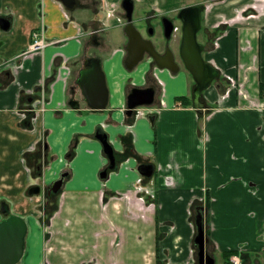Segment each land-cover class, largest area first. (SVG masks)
I'll return each mask as SVG.
<instances>
[{"label": "crops", "instance_id": "crops-1", "mask_svg": "<svg viewBox=\"0 0 264 264\" xmlns=\"http://www.w3.org/2000/svg\"><path fill=\"white\" fill-rule=\"evenodd\" d=\"M77 1L85 5L64 9L59 0H0V17L10 20L7 29L0 26V199L35 227L28 239L27 224L23 264H197L194 221L200 204L206 207L214 264H225L221 252L241 245L243 253L254 255H244V264H264V0H135L141 12L155 7L164 14L206 3L197 41L219 74L201 93L203 107L182 105L177 97L189 98L194 79L146 63L128 71L122 39L102 59L109 90L102 110L90 109L77 89L79 104L70 103L91 32L106 44L102 0ZM117 1L105 0L108 6ZM76 12L90 16L76 19ZM38 28L52 43L26 54ZM156 76L164 103L126 114L131 85L155 83ZM148 112L156 113L152 121ZM98 126L120 162L105 179L99 177L107 157L94 136ZM192 134V143L182 141ZM122 138L132 143L129 156L121 155ZM164 138L173 140L171 146ZM141 163L154 165L151 176L139 174ZM63 172L68 178L58 207L44 225L42 192L28 190H46ZM221 207L226 223L219 227L214 217ZM233 237L238 247L231 246Z\"/></svg>", "mask_w": 264, "mask_h": 264}, {"label": "water", "instance_id": "water-1", "mask_svg": "<svg viewBox=\"0 0 264 264\" xmlns=\"http://www.w3.org/2000/svg\"><path fill=\"white\" fill-rule=\"evenodd\" d=\"M66 7H73L75 0H59ZM124 9L126 10V17L128 19L125 27L126 34L129 38L127 46L128 53L124 63L128 69L132 68L142 57L144 50H147L153 56H157L151 42L143 39L140 32L134 27L131 22L133 1L124 0ZM201 5H189L180 9L179 17L182 20V39L179 54L184 63L186 70L192 75L195 85L192 93L194 97V104L196 107H203V102H198L201 92L208 88L211 82L218 76V70L210 63L206 62L202 56L203 46L197 41V31L201 26ZM164 21L170 22L167 18ZM9 18H0V26L7 29L9 26ZM156 57V58H157ZM158 68H167L173 72L178 70L177 66H172L171 63H162L157 61ZM92 75L89 80L84 82L82 88V95L86 105L91 109L102 110L108 104V88L105 82V75L100 67V62L91 71ZM137 92L144 94L143 99L130 101V97L136 95ZM153 88H133L132 93L128 95L127 108L128 113H132L133 109L138 105L149 104L153 100ZM152 121V118H150ZM95 137L98 139L102 146V152L108 159L107 167L115 169L116 156L114 145L110 142L108 133L101 127L95 132ZM154 170L152 163H142L138 165L137 171L142 176H151ZM105 173V171H104ZM63 174L60 178L53 181L51 186L52 192H57L63 183ZM40 188L35 186L33 190L37 193ZM50 191V192H51ZM0 264H17L25 249V238L27 233V223L25 219L18 214L10 211V206L5 199L0 201ZM197 234L194 238V243L198 248L197 256L199 264H214V259L205 252V244L208 239L205 238L204 229L202 224L201 213L198 212L195 219Z\"/></svg>", "mask_w": 264, "mask_h": 264}, {"label": "flooded vegetation", "instance_id": "flooded-vegetation-1", "mask_svg": "<svg viewBox=\"0 0 264 264\" xmlns=\"http://www.w3.org/2000/svg\"><path fill=\"white\" fill-rule=\"evenodd\" d=\"M123 1L124 0H118L115 3L114 6L112 5L113 6L112 13H114V14L116 12H118L119 14L121 13L120 15L115 14L116 15L115 17H116V20H117L116 21L117 24H119L121 26V28L123 30V33H124V36H125V41H124L123 45L121 46V48H122V52L124 54L123 64L126 67V65L124 63V60H125L126 55L128 53L127 46H128V43H129V38H128V36L126 34V31H125V27L127 25L128 19L126 17V10L124 9L125 7H124V4H123ZM132 1H133V11H132L131 22L134 25V27L140 32L141 37L143 39L149 40L151 42L156 54H159V55H158V57L157 56H153L147 50H144L143 53H142L141 59L132 68H130V69H128L127 67L126 68L128 70H131V69L135 68L136 65H140V64L142 65L144 63H146V66L149 69H151L152 66H153V68L154 67L158 68L157 61H159V62H162V63H171L172 66H174V65L177 66L178 70L175 71V72H173L172 70L167 69V68H165V69H167L169 72H172V73H178L180 71V65L182 64L184 66V63H183V61H182V59L180 57V54H179L180 45H181V39H182V23H183L182 20H181V17H179L180 9H178L175 13H170V15L169 14L168 15L164 14V12H157L156 11L157 8H155V7H151L152 9L149 7L148 8L149 10L147 9L144 12H143V9H141L142 10V15L138 18V20H139V22H141L142 26L140 28H138V27H136V25L133 22V20H134L133 19V15H134V11L136 9H139L138 8L139 6L137 7L135 5V0H132ZM102 3H103V5H102L103 7H105L106 4H107L105 1L102 2ZM78 4L85 5V2H79V1L76 0L74 5L76 6ZM189 5H201L202 6L201 13L206 8V3H203V2L202 3L201 2H197V3L196 2H192V3L186 4L185 6H189ZM62 7L64 9L65 8L68 9V7H66L65 5H62ZM65 14H66V17H68V15H67L68 13L66 11H65ZM0 18H2V17H0ZM165 18H167L170 22L164 21ZM141 28H143L144 31H142ZM198 31H197V33H198ZM35 32H37L38 38L41 39L43 41V43H44V46L42 48H44L48 43H52V42H47V41L44 40V38L40 37V36H42V32H43L42 28H38V30L35 31ZM32 37H33V32H32ZM89 39H90L89 40L90 41L89 50L87 51V53L84 55V57L80 61V66H79V68L77 70L78 73H77V76H76V79H75V85H73L71 87V91H73V94H72V98L70 100V103L71 104L75 103V105L79 104V100L75 99V95H74L76 89L78 91L79 99L86 104V102L84 100V97L82 95V88L80 86L81 85L83 86L84 82L86 80H89L90 76L92 75L91 71L98 64V60L100 62V67H101V69H102V71L104 72V75H105L106 86L108 85V82L106 80L105 70H104L105 67H104V63L102 62V58H101V56L99 54L95 53V51L93 50L94 48L97 49L100 46H102V41L99 40L98 33L96 31L91 32ZM31 44H32V42L29 44L28 50H26V54H29L28 51H32V48H30ZM42 48L33 49V50L36 51V50H40ZM174 49L177 51L176 53L174 52ZM66 62H67V59L62 57V61H61L60 66H61L62 69L65 70V73H67V71H68ZM184 68H185V66H184ZM107 88H108V86H107ZM133 88H141V89L153 88V90H154L153 100H152L151 103L142 104V105H138L137 107H135V109H137V108L139 109L138 110L139 113H140V111L142 112L141 108H143V107H150L152 109L151 106L154 105L156 102H158L157 100H159V104H163L164 103L163 100H162V93H160V95H161L160 98H158V95H157V90L158 89L164 92L163 83H162V81L160 79H158L157 76H156V82L155 83L151 82V81L144 82L143 84H135L134 83L133 85H131L129 90L126 92V95H125V98H124V104L123 105L125 106V112L128 115H133V112H134V111H132V113L130 114L127 111V110H129L127 108L128 95H130L132 93V89ZM143 98H144V94L142 92H137L136 95H133V96L130 97V101H132V100L136 101V100L143 99ZM108 99H109V90H108ZM189 99L191 100V102H193V100H194L193 93H190ZM197 101L198 102L202 101L201 95H200V98L197 99ZM108 103H109V101H108ZM36 105H37V103H36ZM107 106H108V104H107ZM93 110H96V109H93ZM38 111H39V109H38ZM154 114H156V113L155 112H148L147 116L149 115L150 118L153 119L154 118ZM100 127L101 126H98L95 129V132ZM95 132H94V136H95ZM75 145H73V147H70V151L68 152V157H72L74 155V150H75L74 147H75ZM115 156H116V164L118 166V164L120 162H118V159H117L118 153L116 151H115ZM107 165H108V159H107V162L105 163V165L99 171V177H101L103 179H105L107 177L109 171H113L114 170V169H109L107 167ZM104 171H105V173H104ZM61 174L64 175L63 176V183L61 185V189H62L66 178H68V174L66 172H63ZM61 174L58 176V178H60ZM52 183L46 188V190H42V196L44 198L46 196V193L48 195L51 194V193H54V194L57 193V192H52L50 190L51 186H52ZM34 187L35 186H31L30 189L28 190V192L30 194H40L41 190H39V192H37V193H35L33 191L30 192V190H33ZM61 189L59 190V192L61 191ZM1 200L2 199H0V201ZM195 209H196V215H197L198 212L201 213L202 224H203V229H204V223H205V221H204V213L206 211V207L204 205L200 204ZM1 217L2 216L0 215V218ZM195 219H196V216H195ZM195 226H196V224H195ZM207 233L208 232H206L205 229H204L205 238L208 239L206 244H205V252H206V254H208L210 257H212L214 259L212 253L209 250V242H210V240L208 238ZM242 248L243 247L241 245L237 249L238 254L231 255V257L229 259V264L232 262L233 259H236L238 261V264H241V263L244 264V263H246V261L248 262V259H247L248 257L244 258V255L249 256V258L251 260H253L254 255L243 253V249ZM197 251H198V248H197ZM221 256H222V252H221ZM222 258H223V256H222ZM255 259H258V257L255 258ZM197 264H199V263L197 262Z\"/></svg>", "mask_w": 264, "mask_h": 264}, {"label": "rangeland", "instance_id": "rangeland-1", "mask_svg": "<svg viewBox=\"0 0 264 264\" xmlns=\"http://www.w3.org/2000/svg\"><path fill=\"white\" fill-rule=\"evenodd\" d=\"M105 0H102V2H104ZM179 0H175L173 3L174 4H178ZM103 5V4H102ZM101 10L102 12H100V17H102V27H101V30H102V35L105 37V41H106V44L102 45L100 48H94L93 50L95 51V53L99 54L101 56L102 59L106 58L107 56L110 55L111 51L116 47L118 46V44L120 43V41L122 42V39L123 41L125 40V36H124V33L121 32V29L117 26H115L114 24L116 23V21L114 20V17L116 16L115 14L117 15H120L118 12H116L115 14L112 13V10H113V6H108V3L106 4L105 7H101ZM167 14L170 15V12H166ZM142 15V12L139 10V9H136L134 11V15H133V22L134 24L136 25V27L140 28L142 26L141 22H139L138 18ZM87 16H90V14L88 13H82V12H76L75 13V17L76 19L79 18L81 19L82 17H85L87 18ZM142 31H144L143 28H141ZM197 39H199V34L197 35ZM174 52L176 53L177 51L174 49ZM137 66L141 67L142 65H136L135 69H138ZM134 69V68H133ZM128 71H132L131 70H128ZM135 71V70H134ZM180 71L181 73H187V77H188V80L190 83L193 82V79L192 77L190 76V74L188 73V71L184 68V66L181 64L180 65ZM212 85H214V83H212ZM204 91H207V89H205ZM178 104V102H176V105ZM178 106V105H177ZM41 110H43L42 108H40ZM138 109V108H137ZM134 111V110H133ZM40 112V110H39ZM139 112V111H138ZM169 117L172 118V116L170 114H168ZM171 120V119H170ZM193 134H192V140L191 139H184L182 140L183 142L189 144V143H192L193 141ZM180 141V142H182ZM171 142L173 143V140L172 139H167V138H164L163 140V144L164 145H167V146H171ZM179 143V141L177 142ZM173 145V144H172ZM200 146H203L202 143L199 144ZM194 148V145L192 144V149ZM196 148L199 150V146L198 144L196 145ZM198 151H194V155H197ZM195 165V163H193ZM192 181L194 182H198L200 181L199 179H193ZM203 183V182H202ZM215 191V190H214ZM153 192V191H151ZM155 193V192H154ZM216 193V192H214ZM219 197V196H218ZM204 202L205 204L210 206V198H207L206 196H204ZM222 205V204H221ZM229 209L226 210V211H229L230 209H232L231 206H227ZM212 208V205L211 207ZM226 211L224 210L223 207L221 208H218L217 209V214L215 215V219H216V223L217 225L220 227L222 226L223 223H226L225 222V217H226ZM44 213V212H43ZM45 215H42V224L46 225L45 223L47 222L45 217ZM229 223L231 224L232 222L229 221ZM27 224H28V228H29V232H28V239H29V236L31 235V233L35 230V227L32 225V222L30 219H27ZM245 238H247V236H244ZM230 241L232 242L231 246L233 247H238V244H239V239L237 237H233V238H230ZM216 258V261H220L221 260V256H220V252H218L215 256ZM17 264H23V260H21L20 262H18ZM242 264V263H241Z\"/></svg>", "mask_w": 264, "mask_h": 264}, {"label": "trees", "instance_id": "trees-1", "mask_svg": "<svg viewBox=\"0 0 264 264\" xmlns=\"http://www.w3.org/2000/svg\"><path fill=\"white\" fill-rule=\"evenodd\" d=\"M177 101H180V103L182 105H185V106L191 104V100L187 96H178ZM122 142L125 145V148L122 151L121 155H122V157H124V156L130 154L129 152L131 151L132 143L130 141L128 142L127 138L126 139L122 138ZM58 194H59V192L56 194L51 193L49 195L46 193L44 206H43V211H44V215H45L44 217H45L46 221L49 219V217L52 215V213L54 211H56V209L58 207V199H57V196H59ZM233 254H238L237 249H228V250H225L222 252V256H223L225 264H229V259H230L231 255H233Z\"/></svg>", "mask_w": 264, "mask_h": 264}, {"label": "built area", "instance_id": "built-area-1", "mask_svg": "<svg viewBox=\"0 0 264 264\" xmlns=\"http://www.w3.org/2000/svg\"><path fill=\"white\" fill-rule=\"evenodd\" d=\"M34 41L32 42V44L30 45V48L33 49H38V48H42L44 46V43L41 39L38 38L37 34L34 33ZM232 264H238V261L236 259H233Z\"/></svg>", "mask_w": 264, "mask_h": 264}]
</instances>
